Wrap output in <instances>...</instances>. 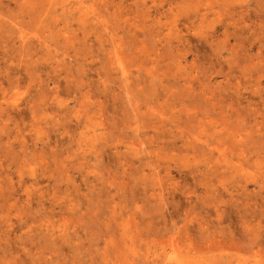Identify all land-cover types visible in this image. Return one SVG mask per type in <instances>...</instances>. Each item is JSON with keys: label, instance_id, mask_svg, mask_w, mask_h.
I'll return each mask as SVG.
<instances>
[{"label": "rangeland", "instance_id": "rangeland-1", "mask_svg": "<svg viewBox=\"0 0 264 264\" xmlns=\"http://www.w3.org/2000/svg\"><path fill=\"white\" fill-rule=\"evenodd\" d=\"M0 264H264V0H0Z\"/></svg>", "mask_w": 264, "mask_h": 264}, {"label": "bare ground", "instance_id": "bare-ground-1", "mask_svg": "<svg viewBox=\"0 0 264 264\" xmlns=\"http://www.w3.org/2000/svg\"><path fill=\"white\" fill-rule=\"evenodd\" d=\"M116 57V56H115ZM117 58V57H116ZM119 62V61H118Z\"/></svg>", "mask_w": 264, "mask_h": 264}]
</instances>
